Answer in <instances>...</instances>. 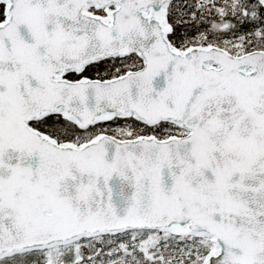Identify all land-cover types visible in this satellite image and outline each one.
Instances as JSON below:
<instances>
[{
  "label": "water",
  "instance_id": "water-1",
  "mask_svg": "<svg viewBox=\"0 0 264 264\" xmlns=\"http://www.w3.org/2000/svg\"><path fill=\"white\" fill-rule=\"evenodd\" d=\"M171 1L0 0V257L146 229L211 237L203 264H264V51L176 49ZM131 53L140 70L64 78ZM48 115L190 133L58 144L30 126Z\"/></svg>",
  "mask_w": 264,
  "mask_h": 264
},
{
  "label": "trees",
  "instance_id": "trees-1",
  "mask_svg": "<svg viewBox=\"0 0 264 264\" xmlns=\"http://www.w3.org/2000/svg\"><path fill=\"white\" fill-rule=\"evenodd\" d=\"M2 12L3 8L0 5V20L2 19ZM252 13L254 15H251ZM167 19L172 27L170 40L179 48H186L190 41L197 36L204 35L211 38L219 35L221 38H236L248 36L255 30L264 28V10L254 0H236L235 4L233 0H175L169 5ZM203 43L206 42L203 41ZM140 66L141 62L134 55H131L125 59L106 60L90 66L84 74L91 78L105 79L123 74L128 67L134 69ZM133 123L134 121L131 119H119L111 122V124L123 125H132ZM34 125L59 141H75L81 135V132L74 125L61 117H47ZM165 127L172 126L160 124L153 131L164 132ZM128 236L129 234L115 237L105 236L79 242L76 254L80 258L77 260V264H110L105 259L111 254L109 249L113 246L121 247ZM171 237L165 234L160 235L158 237L159 249L155 250V246H152L153 254L151 257L157 260V264H179L178 261H174L173 253L168 250L171 246L167 241ZM190 239L191 237H173V240L177 242ZM207 247L210 248L209 243H207ZM129 248V245L124 246V249ZM163 248L165 251L160 254V250L162 251ZM57 250L54 249L50 252ZM33 255L32 253L25 254L16 258L19 260L18 262L5 264H36L32 260ZM202 258L203 253L200 255L194 253L189 264H198ZM114 264H134V262L118 260ZM180 264L182 263L180 262Z\"/></svg>",
  "mask_w": 264,
  "mask_h": 264
},
{
  "label": "rangeland",
  "instance_id": "rangeland-1",
  "mask_svg": "<svg viewBox=\"0 0 264 264\" xmlns=\"http://www.w3.org/2000/svg\"><path fill=\"white\" fill-rule=\"evenodd\" d=\"M203 39L207 40L208 44L215 45L217 47L223 48L230 52L233 55L239 56L245 54L250 51L255 50H264V32L263 29H258L254 32V35L249 37H241V38H221L219 35H215L209 39L203 37H197L195 41H193V45L202 44ZM138 130H144V127H130V126H104L100 128H96L95 132L104 133L111 135L113 137L119 139H129L133 136V133ZM154 134V133H147ZM183 133L177 129L170 128L167 129L165 134L161 137L165 138L170 135H182ZM145 135V134H144ZM157 138H160L157 134H154ZM93 132L90 130L84 131V133L77 138L75 141L79 143L81 141H86L92 138ZM153 234H143V235H132L125 239L124 243L121 247L113 246L109 250L108 256H106V262L110 264H114V262L120 260H126L128 262H134V264H157V260L154 257H151L153 252L151 251L152 246L157 243V239L152 236ZM168 243L173 248L172 252L177 253V256L174 257V261H178L182 264H189L192 259V255L197 253H204L207 250V247L203 244V239L197 238L192 239L190 241L177 242L175 243L173 240H169ZM125 245H129V249H124ZM77 247L71 246L63 249H58L57 251H39L34 253L32 260L35 261L36 264H77V260H79L80 256L76 254ZM165 251L160 250V254ZM6 260V259H4ZM0 260V264H3ZM19 260H12L10 263L18 262Z\"/></svg>",
  "mask_w": 264,
  "mask_h": 264
}]
</instances>
